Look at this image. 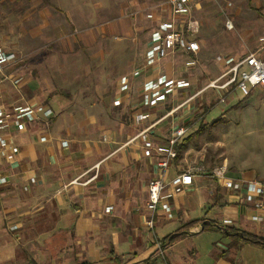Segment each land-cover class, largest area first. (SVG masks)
<instances>
[{
	"label": "crops",
	"instance_id": "obj_1",
	"mask_svg": "<svg viewBox=\"0 0 264 264\" xmlns=\"http://www.w3.org/2000/svg\"><path fill=\"white\" fill-rule=\"evenodd\" d=\"M192 4V10L196 9L198 5L194 0ZM155 21L158 26L161 20ZM54 30L62 32L66 28L59 23ZM263 36L264 33L260 39ZM201 51L197 56L195 71L201 65ZM144 55L138 67L142 65ZM177 58L183 59L185 65L194 57L176 53L163 61L161 71L169 77L186 78L175 70ZM220 75L208 77V82L200 89L199 75L195 79L188 78L193 82L190 89L182 90L152 108H143L140 104L146 76L133 79L129 93L120 94L121 76L111 108L122 109V118H128L130 127L122 135L116 132L105 134L107 141L102 139L104 146H97V150L86 141H82V146L78 147V140L70 135L68 128L65 133L56 135L53 127L58 116L57 108L38 100L36 96L21 94L24 104L47 106L55 116L49 120L40 115L35 123L28 125L26 131L14 132L13 142L20 149L19 155L12 163L0 160V174L9 177V183L0 187V264H126L135 259H144V264H154L159 259L165 264H206L202 259H208L209 264H264V248L235 244L234 239L220 229L223 226L232 227L264 238V212L258 213L250 206H244L239 196L241 194L221 188L216 180L202 182L199 180L201 178L195 179L185 195H175L171 200L173 219L159 215L156 217L155 232L151 233L146 227L145 221L149 216L146 208L147 185L159 175L156 168L158 158L146 159L142 155L141 140L127 143ZM6 87L2 89L4 97L8 93ZM214 92L220 99L223 92ZM242 97L243 100L246 98ZM190 109V106L184 107L175 116L156 125L152 129L156 141L166 142L178 126L191 130L197 122V114L191 117ZM137 113L149 114L150 118L136 124L134 117ZM43 136L47 137V142L41 141ZM63 142H67L68 146L63 147ZM177 160L168 173L169 179L187 171L178 168ZM227 174L234 179H256L254 175ZM198 188L207 189V193L193 198ZM207 204L213 207L211 212L214 219L204 217L200 220L218 223V231L229 238L228 244L211 242L200 250L191 240L202 237L207 230L198 227L162 253L158 249L160 241L190 221L179 223L173 233H167L164 237L159 236L156 228L165 229L167 222L181 213L188 216L189 209H201ZM109 207L112 210L107 212ZM256 215L262 218L261 222L252 220ZM188 242L192 248L185 251L183 249ZM157 249L159 253L153 255ZM112 254L118 259L112 261Z\"/></svg>",
	"mask_w": 264,
	"mask_h": 264
},
{
	"label": "rangeland",
	"instance_id": "obj_2",
	"mask_svg": "<svg viewBox=\"0 0 264 264\" xmlns=\"http://www.w3.org/2000/svg\"><path fill=\"white\" fill-rule=\"evenodd\" d=\"M194 1L198 6L191 18L199 23L196 40L202 48L201 65L196 71L185 70L184 60L177 58L174 67L186 78L199 75L200 89L208 77L216 78L223 71L218 56L258 51L264 33V0ZM170 17L163 0H0V44L19 56L14 73L25 78L26 85L20 89L6 85V102L24 104L22 96L28 95L55 106L56 135L68 128L78 147L86 141L97 150L104 146L105 134L122 135L130 127L128 118H122V109L111 108L118 80L141 64L150 33L157 27L155 20ZM59 23L66 30H54ZM190 107L191 117L198 114L203 119L185 137L200 125L207 127L182 150L178 168H204L202 182L213 181L208 174L221 166L232 176L254 175L264 182V89H253L244 100L236 91L225 104L209 89ZM206 193L207 189L198 188L193 198ZM212 209L210 204L189 209L188 216L183 212L156 232L164 237L179 223L214 219ZM191 241L201 250L211 242L227 245L229 238L212 229ZM191 248L188 242L183 250ZM202 261L209 264L208 259ZM154 264L165 262L159 259Z\"/></svg>",
	"mask_w": 264,
	"mask_h": 264
},
{
	"label": "built area",
	"instance_id": "obj_3",
	"mask_svg": "<svg viewBox=\"0 0 264 264\" xmlns=\"http://www.w3.org/2000/svg\"><path fill=\"white\" fill-rule=\"evenodd\" d=\"M170 8L171 17L168 20H161L148 41L145 57L140 67L132 73L123 75L119 81L120 94H128L133 79L146 76L141 88L140 104L143 108H152L176 95L182 90L192 87V81L188 78H173L161 71L164 60L176 53H184L193 56L185 63V70L194 69L198 64L197 56L201 51V45L196 40L199 31V23L191 18L193 9L192 0H163ZM147 18L154 20L153 15L148 14ZM229 29L233 28L231 22H227ZM261 47L256 53H249L243 56L221 55L216 61L222 66V74L214 81H211L195 95L183 101L176 108L167 112L157 122L139 132L134 138L128 141L127 145L136 140L142 141V155L146 159L158 158L156 168L158 177L148 182V201L146 208L149 212L146 227L149 231L155 232L156 217L159 215L173 219L171 200L175 195H185L187 190L194 185L195 179L202 178L206 174L204 168L189 169L181 174L168 178V173L178 158L177 146L187 135L188 128L178 126L172 136L164 143L157 142L153 137L152 129L167 118L175 116L182 108H189L190 103L209 89L223 92L219 99L220 104H225L228 96L234 92H240L248 97L255 88L264 89V36L260 39ZM19 56L0 46V160L5 163H12L20 153V149L13 142L14 132L26 131L28 125L35 123L40 115L51 120L55 114L51 108L44 105L12 104L7 103L2 89L11 85L20 89L25 84V78L14 73L19 64ZM150 115L137 113L134 117L135 123L149 120ZM47 137L41 138L47 142ZM107 141V137H103ZM63 142V147H67ZM225 167L214 168L208 177L216 180L218 185L228 191L235 192L241 198L244 206H250L256 212H264V182L253 179H234L228 176ZM33 183L35 180H32ZM9 183V177L0 174V187ZM112 207L107 208L110 212ZM252 220L261 222L260 216H253ZM158 249L162 247L158 244Z\"/></svg>",
	"mask_w": 264,
	"mask_h": 264
},
{
	"label": "trees",
	"instance_id": "obj_4",
	"mask_svg": "<svg viewBox=\"0 0 264 264\" xmlns=\"http://www.w3.org/2000/svg\"><path fill=\"white\" fill-rule=\"evenodd\" d=\"M202 119H203V116L198 115V114L196 115V121L202 120ZM206 127H207V124L200 125V128L194 134L188 135L187 137H184L181 140V142L178 144V146L176 148L177 152H178V158L177 159H179V157L182 154V150L186 149L189 142L194 138V136L196 134L199 135ZM200 226L202 227L203 231L212 230V229L219 230L218 223H216L214 221H208V222H206L204 220L190 221L186 224H183L174 234L168 235L167 237L162 239L160 241L162 249L164 250L167 247L182 241L188 235L191 234V231L193 229L198 228ZM220 229L225 233V235L234 239L235 244L242 243V244H248V245L264 248V238L263 237H258L256 235L247 233L243 230L235 229V228L227 227V226H223ZM153 253H154L153 255H155V254L159 253V250L157 249ZM117 259H118V257H114V255L112 254V261L117 260ZM144 262H145L144 259H135V260H132L131 262H128L126 264H144Z\"/></svg>",
	"mask_w": 264,
	"mask_h": 264
}]
</instances>
